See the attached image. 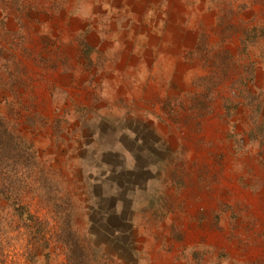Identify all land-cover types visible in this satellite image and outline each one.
Listing matches in <instances>:
<instances>
[{
    "label": "rangeland",
    "instance_id": "rangeland-1",
    "mask_svg": "<svg viewBox=\"0 0 264 264\" xmlns=\"http://www.w3.org/2000/svg\"><path fill=\"white\" fill-rule=\"evenodd\" d=\"M0 264H264V0H0Z\"/></svg>",
    "mask_w": 264,
    "mask_h": 264
},
{
    "label": "trees",
    "instance_id": "trees-1",
    "mask_svg": "<svg viewBox=\"0 0 264 264\" xmlns=\"http://www.w3.org/2000/svg\"><path fill=\"white\" fill-rule=\"evenodd\" d=\"M31 221L34 223L33 220H31ZM36 223H38V222H36ZM38 224H39V227H40V228H44L43 224H41V223H38ZM39 234H40V233H39ZM40 240H44L45 244L48 242V240H47L46 237H44V236H42V237L40 238Z\"/></svg>",
    "mask_w": 264,
    "mask_h": 264
}]
</instances>
